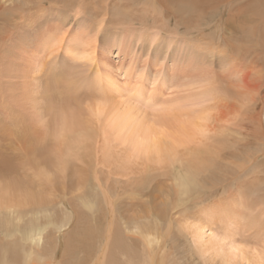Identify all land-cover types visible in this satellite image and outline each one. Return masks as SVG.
<instances>
[{"label": "bare ground", "instance_id": "1", "mask_svg": "<svg viewBox=\"0 0 264 264\" xmlns=\"http://www.w3.org/2000/svg\"><path fill=\"white\" fill-rule=\"evenodd\" d=\"M8 1L0 2V5L2 4L0 9ZM20 1L23 0H18V2ZM27 1L28 6H32V8L41 5H38L40 0H35V3L33 0ZM45 1L48 2L47 4L50 2V5L60 2V4H67L68 8H72V3L69 0H52V3L51 0ZM151 1L148 0L147 3L151 4L149 3ZM167 1L175 2L174 0ZM242 1L225 0L218 3V6L223 3L231 5V7L238 6L227 19L229 28L237 16V10L243 5ZM105 2H103L104 6ZM234 3L235 5H233ZM189 6L197 8L198 4H190ZM99 7L100 5L98 7L94 5L95 9ZM108 11L110 12L109 9ZM11 13L9 12V14ZM263 13L264 11H262ZM19 15L23 14L19 13ZM239 16L241 17V15ZM24 23L26 24L25 21H23ZM4 25L6 24L4 23ZM21 26L23 27V25ZM61 37L63 38V36ZM58 38L60 37L58 36ZM84 38L82 35H77L73 40V45L68 48L67 54L69 53L70 59L72 57L75 61L86 59L92 63L94 57L87 56L86 47L88 44L83 42ZM220 40V38L217 40L219 47H221ZM18 41L20 42L19 39ZM10 42L12 43V41ZM212 42L215 44L214 40ZM31 43L28 41V43L22 42L20 43L22 45H19L20 51L24 53V59L30 56ZM70 43L72 44V42ZM56 45L58 46V44ZM204 45V50H207L208 53H224L223 48L217 51V47L211 45L210 42H206ZM12 52L13 49L8 50L5 55H2L3 57L1 56L0 61L8 55L13 57ZM116 57L122 58L120 51L116 53ZM221 58L225 59L222 62L226 60L231 62V57L227 58L226 54ZM51 60L49 62L53 61ZM204 61L206 62V60ZM232 62L235 63V67L229 75L230 80L236 79L245 83L250 77L251 71H255L254 68L246 66L244 68L246 70L242 68L241 70L240 65L245 62L236 57H233ZM248 64L250 65V63ZM42 66L44 65L42 64ZM111 67L109 66V68ZM247 68H250L251 71L248 72ZM5 69H7L6 65ZM98 69H95L94 79H80L79 85L77 80H62V83L65 84L64 88H60V76L50 69L47 78L51 80L48 85L50 98L52 100L55 98L52 104L48 102L50 98L46 94L42 96V91L40 90L42 94L39 92L38 84L35 85V91H33L32 86L30 88V84H27L23 89L25 91H23L25 93L23 96H32L35 105L38 106L40 105L36 103L38 101L37 95L41 94L42 98L39 97V100H44V103L40 107H34L39 110L41 115L45 112L49 115L51 113L54 121L48 127L47 135H44L46 133L44 131L43 134L40 133V130H37L33 123L31 125V122L25 123L21 117L16 118L17 121L13 127L19 128L17 132L21 133L20 139L25 144L24 154L19 157L15 153L16 150L9 149L13 153L11 154L13 159L9 157L4 159L0 156V264H41V261H43L42 264H264V209H259L260 206H264V198L262 201L251 200L253 203L249 202L248 208L239 205V207L234 206L232 209L215 208L209 212L203 211V213L199 211L196 217L197 220L200 217L198 223L197 221L191 222L193 224L188 223L190 215H180L183 218V224L178 222L180 225L176 227L172 222L173 215L182 212L183 210L180 209L196 202L199 196L203 194L200 191L201 174H210L212 171L221 168L218 164L220 160L221 164L224 163L222 159L227 160L225 155L221 159L217 158L220 147L226 148L234 143H239L242 134L224 128L216 132L215 146H206L202 136L207 132V125L204 122L208 118L203 112L196 114V111L189 112L184 120L178 115L174 121L169 119L173 132L168 134L165 130V122L161 119H164L163 116L149 115L148 110L145 111L142 106H138L140 104L137 105L134 101H130V97V99L128 98L135 91L138 97L134 100H149L151 106L154 103L157 105L160 98L159 91L153 87L150 89V85L156 79L149 84L148 90L142 87H130L129 83L124 91H121L116 71L107 75L109 72L111 73L110 69L109 72L106 71L102 74H98ZM2 70L5 72L4 68ZM22 70L24 71V69ZM119 73L123 76V71ZM155 73L159 75L161 71H155L154 75ZM205 74L209 76L208 71ZM255 75L254 82L256 84L254 88L256 92L236 93L235 99L253 100V102L261 99L264 101L260 97L261 92L264 91V68L262 70L256 69ZM21 78L23 77L21 76ZM212 80L209 81L212 82ZM34 81L37 82L36 79ZM84 82L87 83L88 87L91 86L94 89V95L91 94L97 96L94 99L110 98V96L122 98L125 95L127 100L112 104L110 107L104 105L108 100L103 99V102L101 100L102 104L98 101L100 106L97 105L96 101L97 107L88 109L86 114L77 111L79 108L74 110L76 105L74 108L70 106L73 109L68 111V104L72 100L70 98L72 88L79 87L81 89ZM1 85L3 84L0 82V88ZM24 85L23 83V87H21L24 88ZM89 92L87 94L90 96ZM224 93L226 92L224 91ZM19 96L21 95H17V99ZM78 98L81 100L80 97ZM32 99L29 100L32 101ZM25 102L26 100H24ZM5 104L3 103L1 107ZM260 104L264 106V102H260ZM160 106L162 107V105ZM175 111L179 112L178 110ZM44 136L47 137L44 138ZM189 144H195V146L177 151L178 147ZM9 150L7 151L9 152ZM137 161L147 165L144 178L137 185L149 186L152 173L157 171L149 166L150 163L164 166L165 174L172 184L173 194L171 196L162 194L161 196L164 197L163 201H171V203L165 205L166 203L162 202L160 205L156 203L157 199H155L152 200L153 205L151 206L150 200L143 201L139 207L136 204V210L139 213L131 211L128 213L131 218L128 220L121 219L118 216V206L124 195L121 193L123 182H119L115 176L127 175L128 177L126 170H129L131 166L133 168ZM109 166H113V168L110 167L112 172L106 174L105 169H109ZM109 180H114L115 184L111 185ZM127 192L125 195L127 194L130 200L141 201L143 197H147V194L145 195L141 191ZM136 205H132L131 208H136ZM157 206L160 208L158 209ZM161 208L168 210L171 215L165 222L159 224V221L162 220L159 217L164 215L163 211L160 210ZM201 214L202 216H200ZM165 231H170L171 234L168 232L161 233ZM169 244L171 245L170 251H167Z\"/></svg>", "mask_w": 264, "mask_h": 264}, {"label": "rangeland", "instance_id": "2", "mask_svg": "<svg viewBox=\"0 0 264 264\" xmlns=\"http://www.w3.org/2000/svg\"><path fill=\"white\" fill-rule=\"evenodd\" d=\"M3 1L1 0L0 2ZM14 1L9 0L4 5L5 8L0 9V14H2V17L0 16V60L3 54L5 55L8 50L13 49V57L8 55L6 57L8 59L5 58L0 61V68L3 66L6 72L2 70L3 68L0 70V82L3 84L0 88V97L2 96L0 98L1 158L8 159L9 157L13 159V156H11L13 153L9 149L16 150L15 153L19 157L24 154L23 149L25 144L20 139L21 133L17 132L19 128L13 127L16 124V118L21 117L25 123L31 122V125L33 123L34 127L40 130V133L43 134L44 131L46 133L44 135H47L48 127L54 121L53 115L51 113L50 115L49 113L46 114V112L41 115L39 110L34 106L40 107L44 103V100H39V97L42 98L44 94L49 98L51 97L50 91H48L50 88L48 85L51 80L47 78L50 69L60 76V88H64L65 85L62 83V80H77L79 85L80 79H94L95 69L99 68L98 74L106 71L109 72L110 69L111 73L109 72L107 75L113 74L114 71L117 72V80L120 82L121 91H124V88L129 83L130 87L136 86L148 90L149 84L156 79L150 85V89L153 87L159 91L160 98L157 101V105L154 103L151 106L149 100H134L138 97L135 91L128 98L130 97V101H134L137 105L140 104L138 106H142L145 111L148 110L149 115L163 116L164 119H161L165 122V130L168 134L173 132L171 131L170 120L174 121L177 115L184 120L191 111H196V114L203 112L207 115L208 120L204 122L207 125V132L202 136V140L206 142V146H215V134L224 128L242 134L239 143H234L226 148L220 147L217 158L221 159L223 155L227 156V160L222 159L224 161L223 164L227 167L221 164L220 160L218 164L221 168L212 171L210 174H201L202 185L200 191L203 194L199 196L196 202L180 209L183 210L182 212L172 216V222L175 227L183 224V218L180 215H190L188 223L193 224L194 221L198 223L200 220V217L198 220L196 219L199 211L203 213V211L209 212L215 208L232 209L234 206L239 207V205H244L248 208L249 202L253 203L251 200L262 201V198H264V106L260 102L264 101L261 99H257V102H253V100H237L238 98L235 99L234 96L236 93L239 94L245 91L256 92L254 88L256 84L254 82L256 77L255 72L256 69L262 70L264 68V27H262L264 26V13L262 14V11H264V0H243V5L237 10V16L231 22V28L227 25V19L238 6L235 3L233 5L236 7H231V5H227L226 3L218 6L219 2L225 0H182V2L181 0H174L175 2L172 3L167 0H152L149 2L151 4L147 3L148 0H101L102 2L100 0H92V2L91 0H69L72 3V8H68L67 4H60V2L50 5V2L47 4L48 2L45 0H36L39 1L38 5L41 4L40 7H36L37 9L28 6L27 0H23L22 2H18V0ZM36 1L33 0L34 3ZM103 2H105V6ZM195 3L198 4L197 8L189 6ZM94 5L96 7L100 5V7L95 9ZM1 6L2 4L0 8ZM9 12L12 13L9 14ZM19 13L23 15H19ZM26 15L28 16L26 17ZM23 21L26 24H23ZM18 24L23 25L24 28ZM19 28L22 29L20 30ZM59 33L61 34L59 35ZM77 35L85 37L83 42L88 44L86 54L87 56L94 57V62H88L86 59L75 61L72 57L70 59L71 55L67 54V51L71 47L70 45H73V40ZM219 38L221 39V47H219V42H217ZM54 40L57 41L53 42ZM212 40L215 41V44H213ZM28 41L32 42L29 49L30 56L24 59V53L20 51L19 45H22L20 44L22 42L28 43ZM33 42L35 43L33 44ZM206 42H210L211 45L216 46L217 51L223 48L224 53H208L207 50H204ZM59 44L62 46L60 47ZM50 46L52 47L50 48ZM53 47H55L54 51L52 50ZM119 51L121 52V59L116 57V53ZM225 54L227 58L231 57V62L233 57L243 60L245 63H241L240 69H244L246 66L254 68L255 71L247 68L248 72L249 70L251 71V74L245 83L241 82V80H230L229 75L231 71L233 72L235 63L233 64L229 60L222 62L225 59L221 57ZM48 59L52 62H49ZM54 60L57 61L55 62ZM47 63H51L53 66ZM5 65L8 70L5 69ZM109 66L112 67L109 68ZM121 71H123V76L119 73ZM155 71H161V74L157 75L155 73L154 75ZM207 71L210 77L207 74L204 75ZM43 72L46 74L44 73V75ZM128 72L129 74H127ZM212 76L214 77L212 78ZM209 80H212V82ZM23 83L25 84L24 88H22ZM27 84H30V88L32 86L33 91H35V85L38 84L40 88L39 92L41 93L42 91L43 93H41L42 96H40L41 94L37 95L38 101L36 103L40 106L35 105L32 96H23L25 95L23 89H25ZM86 85L87 83L84 82V86L81 89L79 87L72 88V93H70L72 100L69 103L70 105L68 104V111H71L69 109H73L76 105L74 110L79 108L77 111L86 114L88 109L97 107L96 101L97 105L100 106L103 99L108 100L104 105L110 107L112 104L127 100L125 95L122 98L110 96V98L94 99V97H97L92 96L95 92L94 89ZM87 91L90 93V96L87 94ZM19 94L21 96L17 99V95ZM84 94L87 95L85 96ZM260 97L264 99V91L261 92ZM29 99H32V101ZM24 100H26L25 103ZM53 100L50 98L48 102L52 104V102L54 103ZM19 101L21 102L19 103ZM3 103L6 104L1 107ZM24 106L26 107L24 108ZM70 106H73V108ZM170 110L172 111L170 112ZM48 116L49 119H47ZM46 137L44 136V138ZM194 146L195 144L184 145L178 147L177 151H183L186 148H193ZM149 166L157 170L152 173L149 186H144L143 184L137 185V183L143 180L147 167L141 161H137V164L133 165V168L131 166V169L126 170L128 177L127 175L121 177L115 176L116 179H119V182H123L121 193L124 195L118 206V216L121 219L128 220L131 218L128 213L137 211V205L139 207V204L143 201L150 200L151 206L153 205L152 200L155 199H157L156 203L160 205H162V202H165V205H168L169 202L171 203V201H163L164 197L161 196L162 194H166L167 196L173 194L172 184L169 177L165 174L166 169L163 165H155L153 163H150ZM110 167L113 168V166H109V169H105L106 174H111L112 168ZM109 183L114 185L115 181L109 180ZM132 190L141 191V193L147 194V197H143L141 201L130 200L127 194L125 195V192ZM134 204H137L136 208L132 209L131 206ZM157 207L158 209L160 208L159 206ZM259 209H264V206H260ZM160 210L164 213L163 217H159L160 220L162 219L161 222L159 221V224H162L171 214H169L168 210H163L162 208ZM178 222L181 223L178 224ZM166 232L171 234L170 231L161 233ZM170 247L171 245L169 244L167 251H170ZM42 263L43 261H41Z\"/></svg>", "mask_w": 264, "mask_h": 264}]
</instances>
